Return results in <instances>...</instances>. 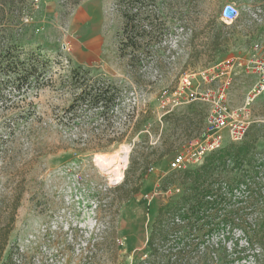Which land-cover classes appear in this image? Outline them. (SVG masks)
<instances>
[{"label":"rangeland","instance_id":"374dc122","mask_svg":"<svg viewBox=\"0 0 264 264\" xmlns=\"http://www.w3.org/2000/svg\"><path fill=\"white\" fill-rule=\"evenodd\" d=\"M229 2L240 9L233 21L219 17ZM19 6L12 7L14 13ZM263 10L264 0H148L139 5L138 27L139 34L152 27L151 40L139 37L137 49L120 51L123 19L115 0H27L22 50L48 62H42L46 74L38 83L19 95L9 85L0 98V228L10 227L4 258L12 256L4 264H134L145 258L157 207L167 196H179L177 184L160 190L173 172L170 161L198 135L211 110L209 100L191 99L190 93L198 97L200 90L223 85L227 74L210 77L226 59L242 64L230 75L226 103L248 112L249 122L234 144L246 143V159L254 163L255 153L264 151V94L255 92L257 78L246 65L264 56ZM147 14L154 21L146 20ZM73 66L124 87L110 118L111 130L126 129L122 142L75 151L71 140L79 128L65 125L69 114L64 113L73 94L66 79ZM132 107L133 121L143 117L138 130H132L133 122L123 125ZM230 143L225 135L224 146ZM133 146L144 174L138 193L120 202L114 188L124 178ZM119 172L121 179L115 180ZM208 241L219 246L211 264H264V237L242 222ZM243 254L247 257L238 258Z\"/></svg>","mask_w":264,"mask_h":264},{"label":"trees","instance_id":"16d2710c","mask_svg":"<svg viewBox=\"0 0 264 264\" xmlns=\"http://www.w3.org/2000/svg\"><path fill=\"white\" fill-rule=\"evenodd\" d=\"M26 1L0 0V98L5 87L12 85L19 95L25 90V86L38 83L46 74L45 69L40 68L42 62L47 64L48 60L39 53L35 54L37 58H33L32 52L28 56L20 44L22 30L27 25L22 18ZM147 1L115 0L123 19L119 34L120 51L127 47L137 49L139 37L151 40L152 27L141 30V34L138 27L139 5ZM16 3L20 6L14 13L12 7ZM153 17L151 14L145 15V19L149 21H154ZM13 19L16 20L15 25L10 22ZM66 79L73 94L71 102L64 110V113L69 114V121L65 125L79 128L77 137L71 140L77 146L75 151L83 153L105 150L122 142L126 129L123 132L111 130L110 118L114 109L123 101L124 87L103 75H94L82 66L71 67ZM134 116L135 107H132L131 112L124 118L123 125L133 122L132 130H138L143 117L137 116L133 121ZM108 131H111L110 134H107ZM134 146L129 154L124 178L114 188L120 190V202L127 201L138 193L144 174L142 158H139ZM248 152L246 143L239 146L230 143L209 153L200 165L173 171L165 176L160 190L167 192L171 188L175 189L174 184H177L181 187L179 196H167L157 207L149 226L145 258H138L134 264H211L216 255L219 257V254L214 253L219 246L217 243L214 246L209 245V237L222 228L234 226L235 221L242 222L251 230H257L264 237V219L258 216L253 224L247 219L251 213L259 214L261 211L257 206L260 197L252 193L247 183L248 179L253 178V161L251 158L246 159L250 153ZM243 186L245 192L237 194L243 190ZM18 203L17 198L9 225L13 223V213ZM9 231V226L0 228V264H4L5 259H12L11 254L4 258ZM241 257L247 256L243 254L238 258Z\"/></svg>","mask_w":264,"mask_h":264},{"label":"built area","instance_id":"2783aa9c","mask_svg":"<svg viewBox=\"0 0 264 264\" xmlns=\"http://www.w3.org/2000/svg\"><path fill=\"white\" fill-rule=\"evenodd\" d=\"M239 15V7L230 2L225 3L219 13V17L227 21H233ZM241 65V62H237L233 58L224 60L220 71L210 77V80L213 81L219 76L227 74V81L223 85L212 89L200 90L197 93L198 97L190 93L191 99L209 100L211 110L205 118L204 126L198 135L188 141L183 146L184 149L182 151L173 155L170 161V169L172 171H178L190 165H200L209 153L224 147L225 135H227L231 143H238L243 139L249 123L245 119L248 112H243V108L229 109L226 103L227 88L231 84L230 75L233 71H236V67ZM246 67L248 73L255 75L257 78L254 88L255 92L264 94V56L253 57L247 62ZM182 80H184V84L189 83L188 76H185ZM210 96H212L211 100L209 99ZM151 170L152 168L148 169V171ZM252 176L253 178L248 179L247 183L252 193L259 195L257 206L261 210L259 214L253 212L248 215V220L253 224V221L258 216L264 219V151L255 153V162L252 164ZM244 187L237 194L244 193Z\"/></svg>","mask_w":264,"mask_h":264},{"label":"bare ground","instance_id":"6f19581e","mask_svg":"<svg viewBox=\"0 0 264 264\" xmlns=\"http://www.w3.org/2000/svg\"><path fill=\"white\" fill-rule=\"evenodd\" d=\"M124 147H125V146H124ZM119 156H120V155H119ZM123 162H125V160H123ZM118 171H120V170H118ZM121 175H122L121 172L117 173V174L115 175V180H120V179H121Z\"/></svg>","mask_w":264,"mask_h":264},{"label":"clouds","instance_id":"9594fccd","mask_svg":"<svg viewBox=\"0 0 264 264\" xmlns=\"http://www.w3.org/2000/svg\"><path fill=\"white\" fill-rule=\"evenodd\" d=\"M224 14V13H223Z\"/></svg>","mask_w":264,"mask_h":264},{"label":"crops","instance_id":"0c3cea01","mask_svg":"<svg viewBox=\"0 0 264 264\" xmlns=\"http://www.w3.org/2000/svg\"><path fill=\"white\" fill-rule=\"evenodd\" d=\"M236 20V19H235Z\"/></svg>","mask_w":264,"mask_h":264}]
</instances>
